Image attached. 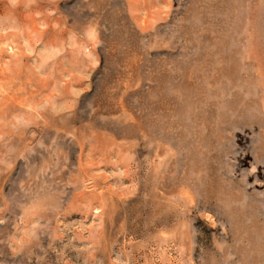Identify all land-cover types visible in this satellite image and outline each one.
I'll use <instances>...</instances> for the list:
<instances>
[{"label":"rangeland","instance_id":"1","mask_svg":"<svg viewBox=\"0 0 264 264\" xmlns=\"http://www.w3.org/2000/svg\"><path fill=\"white\" fill-rule=\"evenodd\" d=\"M0 264H264V0H0Z\"/></svg>","mask_w":264,"mask_h":264}]
</instances>
